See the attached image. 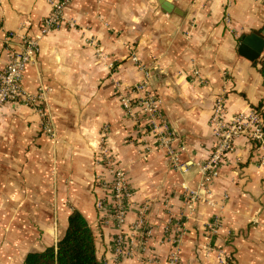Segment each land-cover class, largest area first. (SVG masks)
<instances>
[{
    "label": "crops",
    "instance_id": "obj_1",
    "mask_svg": "<svg viewBox=\"0 0 264 264\" xmlns=\"http://www.w3.org/2000/svg\"><path fill=\"white\" fill-rule=\"evenodd\" d=\"M160 1L68 0L62 26L41 40L23 74L29 93L47 89L46 117L24 104L0 106V264L55 245L72 210L92 228L100 264H168L173 250L177 264H264V150L240 135L202 170L214 152L216 100L227 121L257 106L264 113V50L253 62L237 50L244 35L264 39V0H165L176 12ZM51 11L47 0H0V70L9 46L36 35ZM145 72L159 103L154 130L141 111L138 124L126 117L121 103ZM165 130L177 167L161 144ZM102 138L130 192L123 230L136 248L118 262L117 232L98 223L95 209ZM191 191L199 197L189 209ZM142 208L152 238L137 257Z\"/></svg>",
    "mask_w": 264,
    "mask_h": 264
},
{
    "label": "built area",
    "instance_id": "obj_2",
    "mask_svg": "<svg viewBox=\"0 0 264 264\" xmlns=\"http://www.w3.org/2000/svg\"><path fill=\"white\" fill-rule=\"evenodd\" d=\"M51 5L52 11L49 16L41 21L39 31L33 37L21 36L16 45H11L7 49L8 59L3 68L0 70V106L24 104L32 107L41 118L46 117L44 103L46 101L47 89L40 86L36 93H29L22 85L23 74L29 64L34 62L38 53L41 40L51 32L58 30L63 23L64 6L68 0H47ZM150 75L144 73L143 81L134 85L131 89V95L122 97L121 103L124 108L126 117L138 124L137 113L148 116V127L152 130L157 128L156 123L160 120L158 98L149 93ZM134 95V96H133ZM133 96V97H132ZM139 118V116H138ZM212 134L215 138L214 152L207 165L202 167L205 173L216 166L228 153L234 148V139L240 135H247L249 139L256 141V150H264V133L263 115L252 111L247 115H237L230 121L225 118L224 101L218 99L215 101L210 119ZM44 133L53 136V131L48 121H44ZM166 132V130H165ZM172 134L166 132L161 138V144L169 157L170 163L177 167V157L172 149ZM94 166L101 169L99 175L95 176L94 182L97 183V199L95 209L98 216V223L106 226H112L116 230L114 237L112 256L113 261L118 262L124 256H133V249L136 248L134 240L127 241L126 233L123 226L126 221L127 202L130 192L126 182L124 170L120 167L115 159L108 141L102 140L93 157ZM188 208L191 209L197 198V191H191L188 195ZM135 228H144L141 233V239L138 244L137 257L146 254L147 247L150 244L151 229L145 226L144 208L138 211ZM148 263L155 264L154 257H147ZM176 250H173L168 259V264H177ZM224 264L223 259L220 260ZM102 264H110L107 260Z\"/></svg>",
    "mask_w": 264,
    "mask_h": 264
},
{
    "label": "trees",
    "instance_id": "obj_3",
    "mask_svg": "<svg viewBox=\"0 0 264 264\" xmlns=\"http://www.w3.org/2000/svg\"><path fill=\"white\" fill-rule=\"evenodd\" d=\"M259 107L255 111L264 117ZM21 264H100L92 228L79 211L72 210L65 233L56 244L28 253Z\"/></svg>",
    "mask_w": 264,
    "mask_h": 264
},
{
    "label": "water",
    "instance_id": "obj_4",
    "mask_svg": "<svg viewBox=\"0 0 264 264\" xmlns=\"http://www.w3.org/2000/svg\"><path fill=\"white\" fill-rule=\"evenodd\" d=\"M160 6L165 12H171L172 6L165 0L160 1ZM238 54L247 59L250 62L256 61L260 58L264 50V39L262 35L256 31L249 35H244L241 37L240 44L237 48Z\"/></svg>",
    "mask_w": 264,
    "mask_h": 264
}]
</instances>
